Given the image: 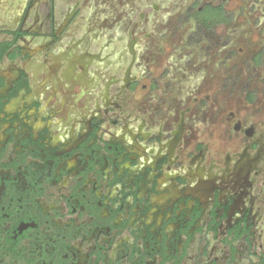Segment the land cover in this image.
<instances>
[{
	"label": "flooded vegetation",
	"instance_id": "1",
	"mask_svg": "<svg viewBox=\"0 0 264 264\" xmlns=\"http://www.w3.org/2000/svg\"><path fill=\"white\" fill-rule=\"evenodd\" d=\"M180 1L0 0V264H264L233 14Z\"/></svg>",
	"mask_w": 264,
	"mask_h": 264
},
{
	"label": "rangeland",
	"instance_id": "2",
	"mask_svg": "<svg viewBox=\"0 0 264 264\" xmlns=\"http://www.w3.org/2000/svg\"><path fill=\"white\" fill-rule=\"evenodd\" d=\"M219 3L221 0H181L177 4L181 11L186 5L200 7L207 2ZM225 8L232 13L233 21L229 26L218 28L221 37L229 36L233 39L231 46L237 52L231 60L236 82V89L222 93L229 95L232 101L245 100L247 90L255 91V102L250 106L256 116L264 118V56L259 66H255L252 57L258 51L264 54V0H224ZM218 6H207L196 12L200 18L214 20L217 18ZM177 17L175 16L174 21ZM185 29H182L184 32ZM190 52V51H189ZM194 53L204 51L197 49ZM170 62V60L168 61ZM223 64V62H222ZM235 69V70H234Z\"/></svg>",
	"mask_w": 264,
	"mask_h": 264
},
{
	"label": "trees",
	"instance_id": "3",
	"mask_svg": "<svg viewBox=\"0 0 264 264\" xmlns=\"http://www.w3.org/2000/svg\"><path fill=\"white\" fill-rule=\"evenodd\" d=\"M207 6H210V5H206L205 8ZM218 13H217V18L215 17V21H224L225 20V16H224V12H223V9H222V5H219L218 6ZM206 19V18H205Z\"/></svg>",
	"mask_w": 264,
	"mask_h": 264
}]
</instances>
